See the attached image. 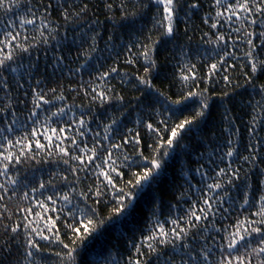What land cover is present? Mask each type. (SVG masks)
Segmentation results:
<instances>
[{
    "label": "snow or ice",
    "instance_id": "obj_1",
    "mask_svg": "<svg viewBox=\"0 0 264 264\" xmlns=\"http://www.w3.org/2000/svg\"><path fill=\"white\" fill-rule=\"evenodd\" d=\"M199 12L193 49L188 20ZM181 18L187 43H177ZM169 43L172 79L161 90L154 81ZM202 45L211 52L201 56ZM41 53L56 80L40 73ZM116 78L139 95L118 93ZM221 83L222 102L250 89L246 120L224 108L226 139L207 160L196 152L187 190L166 214L155 199L127 258L107 264H264V0H0V264H81L85 243L136 212L177 149L196 150L190 138ZM173 84L176 99L166 94ZM71 93L87 104L66 103ZM132 107L140 115L127 127ZM109 109L124 111L105 123ZM40 164L54 170L37 184Z\"/></svg>",
    "mask_w": 264,
    "mask_h": 264
},
{
    "label": "trees",
    "instance_id": "obj_2",
    "mask_svg": "<svg viewBox=\"0 0 264 264\" xmlns=\"http://www.w3.org/2000/svg\"><path fill=\"white\" fill-rule=\"evenodd\" d=\"M120 0H116V3L119 4ZM95 3V0H93ZM209 0H205V8ZM131 10V9H130ZM119 15V13H117ZM151 13L149 16L145 17V21H148ZM203 15V12L196 13L188 20L189 25V33L188 35L192 36L193 39L191 41V47L195 49L197 47L198 42L200 41V31L198 28L202 27L200 16ZM100 19L104 20V14L100 15ZM150 26V24H149ZM139 27V24L137 25ZM70 30L73 29L72 25H68ZM185 28V23L183 18H181V22L179 24V38L177 43H187V37L183 36L182 33ZM101 29L112 30L113 24L111 21H105L101 25ZM78 30V29H77ZM207 31L206 28L203 29ZM117 36L123 35L124 39H129L128 34L123 29H116ZM103 47V44H101ZM173 48V44L169 43L167 45V50H162L160 52L159 58L161 62H163V67L160 71L159 78L154 81L157 87H160L161 90H167L170 87V81L172 79L171 73L173 71L172 64L168 62L166 57H169L171 54V49ZM211 52V49L207 45L200 46V53L201 56L204 54L205 49ZM51 54V53H50ZM67 54V53H66ZM72 54H75V50L73 49ZM107 55V53H104ZM123 57H121V60ZM195 60V57L193 58ZM103 62V61H102ZM114 61L109 60L107 64H112ZM211 62V61H209ZM40 73L48 76L50 80H56L60 77L61 73L59 69H55L52 66H49L48 62L45 61L43 53L40 54ZM122 71L129 72L130 76L134 72L132 68H123ZM142 71V69H141ZM206 71V70H205ZM67 75V70L65 69L64 72ZM89 77L85 74L84 79L87 80ZM27 78H25L26 80ZM79 77H77V80ZM25 80H22L21 83L25 84V88L28 87V84L25 83ZM241 85H243V80L239 81ZM112 84L116 86L117 92L122 93L125 95L126 98H131L134 96L139 95V92L135 91L132 84H124L121 85L119 78H116L112 81ZM49 86H52L51 84ZM179 89L178 84L171 85V91L167 92L166 94L171 95L172 99H176L177 96L174 95ZM225 90L223 88V84L217 86L216 96L213 99L211 109L208 115L204 118L203 122L200 125V131L196 132L193 137H191V144L189 145V149L192 148L193 145H196V150L191 152V156L187 155L185 152L177 149L176 153L172 156V158L167 159L165 162V169L163 176L161 178V182L159 185L156 186L155 189L146 188L145 191L142 193L137 205H136V212L129 218L122 220L121 223L114 225V226H107L102 230V234L95 236L94 238L89 239L85 245L83 246L80 256L78 259L81 261V264H107L111 258L115 257L123 261L127 258L128 252L126 251L127 240L129 237L132 236L134 232L138 230L140 226L143 225L149 208L152 206L153 201L155 199H160L163 202L162 210L165 214L168 211V206L170 203H176V197H178L181 192L186 191L188 185L185 183V176L183 173L187 171L189 168L195 169L197 164L195 163L196 160V152H205L204 160H207L208 153L211 152L212 147L217 144L222 143L223 140L226 139V135L223 133L222 129L224 127L222 122V115L224 112L225 107H229L232 111L239 116L240 121L246 120L245 113L248 109L245 108V102L250 98V89L249 91H244V89H238L236 95H233L230 99H221L220 93ZM231 91V89H228ZM17 95L16 92H13V96ZM22 95V92H21ZM68 104H87V99H85L82 94L81 96H76L75 93H71L66 100ZM193 105L189 104L188 109L190 110ZM55 109H53L54 111ZM121 111L124 109H109L107 115L104 119V122L107 123L109 119L112 117H119ZM187 114V112L185 113ZM140 115L139 110L132 107L129 112L126 113L125 117H122L124 123L127 127H134V121L136 120L137 116ZM23 118V117H22ZM183 118V117H181ZM93 128H95V124H93ZM241 133L246 136L245 131V124L240 123ZM19 135V133H18ZM183 143V142H182ZM203 144L204 146L201 147L200 145ZM211 145V146H209ZM147 154V152H146ZM25 168L29 169V174L31 173V168L28 165L24 166ZM37 168L40 169L37 172V179L36 183H39V179L43 176L44 179H48L50 173L54 170L50 168L47 164H40L36 165ZM247 167V165H245ZM24 171V168L21 169ZM199 176H195L192 178L191 183L196 184L199 181ZM23 191V189L21 190ZM235 195V193H234ZM195 198V197H193ZM242 199V196H241ZM92 203V201H89ZM187 205H185L186 207ZM102 215H107L109 212V208L101 207L100 209ZM51 215V213H50ZM55 249V246H53ZM47 255V253H45ZM53 264H55V258L53 257Z\"/></svg>",
    "mask_w": 264,
    "mask_h": 264
}]
</instances>
